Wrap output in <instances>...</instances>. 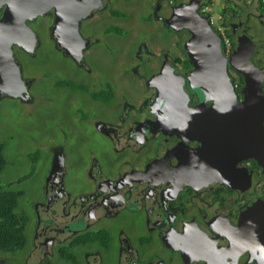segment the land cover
I'll return each mask as SVG.
<instances>
[{
	"label": "flooded vegetation",
	"instance_id": "af4514ba",
	"mask_svg": "<svg viewBox=\"0 0 264 264\" xmlns=\"http://www.w3.org/2000/svg\"><path fill=\"white\" fill-rule=\"evenodd\" d=\"M13 1L0 0V18ZM113 5V0H101V5L80 18V35L82 36V24L92 16L99 20V24L103 23L99 16L102 13H107L112 21L113 18H118L119 15L115 16L113 13L117 9ZM40 18H48L47 29L53 49L70 58L75 67L68 74L58 71L60 75L55 81H51V87L57 88L58 94L63 98H68L67 91H80L85 95L88 93L89 103H99L102 108L108 104L117 107L122 105V112L118 110V115L113 120L104 118L102 114L94 111V108H90V104L89 107L85 106V112H79L80 116H84L82 119L94 120V127L103 135L115 136L121 147L127 144L146 147L147 144V153H136L138 164H129L122 173L118 171L114 176H103L98 169L97 172L103 181L100 187L89 183L84 184L85 189L67 188L64 183L66 168L60 172L57 168L54 169L48 178L49 190L42 191L41 196L38 195L40 199L33 202L35 226L31 231V244L28 249L38 260L32 264L49 263L50 260L52 263L63 264H226L227 255L233 254V248L232 242L225 238V233L230 225L237 223L248 206L264 199V174L262 167L254 159L247 158L238 161L234 171L225 170L221 176L212 177L208 185H198L200 179L184 184V180H181L177 173L178 161L166 159L171 148L179 143L180 137L158 129V121H155L157 113L149 111L154 108L157 91L154 86L148 84L147 65L168 52L173 71L185 77L191 69L190 64L186 67L181 64V57L177 62V54L169 53L168 49L157 52L160 54L148 53L146 60L138 59L140 64L133 67L134 71L139 65L141 70L145 68L144 80L147 85L142 92L144 94L135 95V90L130 87V97L133 100L125 102L128 95L116 93V89H121L114 85L116 82L100 76L103 71L93 68L86 60L88 54L85 51L92 53L88 39L93 31L89 30L88 37L87 34L86 37L82 36L86 44L81 60L76 62L58 46L52 32L55 23L54 8L51 7L45 14L24 18L23 22L30 27L36 38L39 27L35 24ZM235 19L236 21H227L228 26L241 21L246 33L253 22L264 26V14L255 9H247ZM112 23L114 21L109 24ZM95 25L96 21L91 28ZM107 28L108 32L116 31L118 26H115L114 30ZM249 37L255 43L251 60L264 71V42L257 43ZM36 47L37 38L32 52L25 51L16 43L11 44L14 59L18 62L16 51L30 57L35 53ZM178 51L186 56L183 47ZM186 60H183V63ZM158 71L156 69L155 73ZM228 71L232 78L235 71L229 65ZM81 74L83 78H93L92 81H78L77 77ZM235 74L237 77H233L238 82L235 89L238 97L242 98L239 94L243 85L239 76H242L237 72ZM148 75L151 76V72ZM33 77L34 75L28 79L22 77L25 90L19 100L27 101L30 98L28 90L31 89ZM136 77L142 81L139 73ZM184 79V88L189 95L188 102L194 105L199 102V96L188 86L187 79ZM61 81L65 83H59ZM7 96L10 95L3 93L0 97ZM157 141L163 144L162 153L155 152L158 148L156 143L155 148L152 146V142ZM51 158L53 164V156ZM127 163L125 161V165ZM93 173L96 171L87 173L89 179L93 178ZM60 179H63L62 186L67 188L68 196L59 191ZM37 204L43 206L36 209ZM62 249L66 251L65 258L59 256ZM11 255L8 254L5 263L0 258V264H7L8 261L11 264L26 263L25 257L21 260L18 255L10 259ZM255 263L251 261L244 264Z\"/></svg>",
	"mask_w": 264,
	"mask_h": 264
},
{
	"label": "rangeland",
	"instance_id": "374dc122",
	"mask_svg": "<svg viewBox=\"0 0 264 264\" xmlns=\"http://www.w3.org/2000/svg\"><path fill=\"white\" fill-rule=\"evenodd\" d=\"M225 3L226 9L234 11L225 14L226 22L236 21V16L244 14L249 9L243 3L237 5L226 0ZM113 4L118 9L113 13L116 14L115 16L119 15L118 18H113L114 23L109 24L113 22L112 19L107 13H102L99 16L103 23L99 24V20L92 16L84 21L80 31L84 37L86 34L88 37L90 31L94 32L88 39L92 53L85 51L88 54L87 62L93 68L103 71L100 76L113 79L116 82L114 85L121 88L120 91L116 89V93L128 95L125 102L127 100L131 102L133 99L130 97V87L135 90V95H140L147 85L144 80L145 68L141 70L139 65L136 66L135 71L133 69L134 65L140 64L138 59L146 60L148 53L160 54L157 52L168 49L169 53L177 54V62L181 57V64L185 67L190 64L189 60H186L188 59L186 52L184 57L178 51L181 47L184 48L189 33L184 27L177 31L171 22L179 14L180 17L184 15L192 20H196L197 17L194 14V4L190 0H174L173 3H168V0H113ZM183 4L185 6L181 7L180 5ZM223 4L224 0H214L209 9L214 17V27H221V32L224 34L228 25L222 26L219 21ZM171 5L176 6V11L170 8ZM94 21L96 25L91 28ZM35 26L39 27V31L36 32L37 47L33 56L28 57L21 51L15 52L19 60L17 62L21 70L20 75L24 79L34 75L31 89L28 90V94H31L30 98L21 101L19 96L0 97V141L4 145L3 156L6 162L0 172V184L4 189L20 192L14 211L25 219L23 227L26 236L25 243L14 251L7 252L0 249V258L4 263L9 253L12 254L10 259L18 255L21 260L25 257V264H32L38 260L28 249L31 244L29 239L31 231L35 226L33 202L40 199L38 195L41 196L42 191L49 190L48 178L54 169L57 168L60 172L64 167L66 168L64 183L67 188L85 189L84 184L89 183L100 187L103 181L97 172L98 169L103 176H114L118 171L122 173L130 166L129 164H138L136 153H147V144L146 147L138 144L121 147L115 136L103 135L98 131L93 125L94 120L82 119L84 116L82 114L80 116L81 110L85 112V106L89 107L90 104L88 93L85 95L80 91L72 90L66 92L67 95L69 94L68 98H63L58 94L57 88L51 87V81H55L60 75L58 71L68 74L75 67L70 58L53 49L47 29L48 18L38 19ZM115 26H118L116 31H107V27L114 30ZM247 34L257 43L264 42V26L257 22H253ZM183 60H186L185 63ZM138 73L142 81L136 77ZM232 74L237 77L235 72ZM233 76V81L237 82ZM77 78L78 81L89 83L93 79L83 78L82 74ZM90 106L108 120L115 119L118 110L122 112V105L117 107L108 104L102 108V105L95 103ZM152 143L153 148H155L154 143L158 147L155 152L162 153L163 144H159L158 141ZM173 148L174 146L171 149ZM125 161L128 162L127 165ZM93 171L96 173H93L94 175H91L93 178L89 179L87 173L92 174ZM22 176L29 177L17 182L16 180ZM60 180L59 191L68 196L67 188L62 186L63 179ZM36 206V209H40L43 205ZM65 255L66 251L62 249L59 256L65 258ZM7 264L11 262L8 261ZM39 264L63 263H52L50 260L49 263Z\"/></svg>",
	"mask_w": 264,
	"mask_h": 264
},
{
	"label": "water",
	"instance_id": "95a60500",
	"mask_svg": "<svg viewBox=\"0 0 264 264\" xmlns=\"http://www.w3.org/2000/svg\"><path fill=\"white\" fill-rule=\"evenodd\" d=\"M190 2L194 4L197 19L179 14L171 22L177 31L184 27L189 33L184 50L190 71L185 77L174 72L167 52L147 65L148 84L157 91L154 108L149 111L157 113L158 129L180 137L179 144L170 150L166 159L178 161L177 173L184 184L200 179L198 185H208L212 177L221 176L225 170L234 171L237 162L247 158L254 159L264 174V71L251 60L255 43L241 21L233 22L230 28L236 44L231 53L225 54L220 34L199 11V0ZM99 5L101 0L11 2L0 18V94L16 97L25 90L19 63L11 49L12 43L28 52L34 49L36 38L23 22L24 18L42 15L54 8L52 32L57 44L78 62L86 44L78 31V20ZM170 8L176 11L175 5ZM228 65L242 76V98L238 97ZM184 78L199 96V102L194 105L188 102ZM225 238L232 242L233 248L226 264L251 261L263 264L264 199L248 206L237 223L229 226Z\"/></svg>",
	"mask_w": 264,
	"mask_h": 264
},
{
	"label": "trees",
	"instance_id": "16d2710c",
	"mask_svg": "<svg viewBox=\"0 0 264 264\" xmlns=\"http://www.w3.org/2000/svg\"><path fill=\"white\" fill-rule=\"evenodd\" d=\"M221 21L224 25L223 18ZM226 33L228 36H231L228 29H226ZM239 81L242 83V78L240 76ZM59 83L64 84L65 82L61 81ZM3 148L4 145L0 141V172L5 167L6 163L3 156ZM28 177L22 176L16 181L21 182ZM19 195V191L4 189L0 184V249L7 252L14 251L17 247L22 246L26 240L24 233L25 229L23 227L25 219L21 218L14 211Z\"/></svg>",
	"mask_w": 264,
	"mask_h": 264
},
{
	"label": "built area",
	"instance_id": "2783aa9c",
	"mask_svg": "<svg viewBox=\"0 0 264 264\" xmlns=\"http://www.w3.org/2000/svg\"><path fill=\"white\" fill-rule=\"evenodd\" d=\"M228 2H231V3H235L237 5H239L240 3H243L245 4L249 9L253 10L255 9L256 11H260L261 13L264 14V0H226ZM169 3H173L174 0H168ZM214 3V0H199V11L201 14H204L207 16L208 20H209V23L214 27V17H213V14L210 12V9L209 7ZM225 0H224V4L222 5V9L223 11L220 13L219 15V21L222 23V18H223V22H224V25L222 24V26H227V22H226V16L225 14L226 13H229V12H233L231 9H226L225 8ZM252 6H254L253 8H251ZM226 9V10H225ZM215 28V27H214ZM216 31L220 34L221 36V47H222V50L225 54H229L231 53L232 49L235 47V37L234 35L232 34L231 32V28L230 26H228L226 29H228L231 33V36H228L227 33H226V30H225V33L223 34L221 32V27L217 26L216 28ZM235 86L237 83H235Z\"/></svg>",
	"mask_w": 264,
	"mask_h": 264
},
{
	"label": "crops",
	"instance_id": "0c3cea01",
	"mask_svg": "<svg viewBox=\"0 0 264 264\" xmlns=\"http://www.w3.org/2000/svg\"><path fill=\"white\" fill-rule=\"evenodd\" d=\"M167 54H168V52H167Z\"/></svg>",
	"mask_w": 264,
	"mask_h": 264
}]
</instances>
